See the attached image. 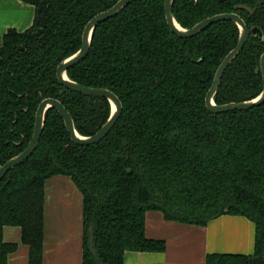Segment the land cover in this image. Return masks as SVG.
<instances>
[{
  "label": "trees",
  "instance_id": "1",
  "mask_svg": "<svg viewBox=\"0 0 264 264\" xmlns=\"http://www.w3.org/2000/svg\"><path fill=\"white\" fill-rule=\"evenodd\" d=\"M20 1L35 7V20L23 33L8 31L0 47V166L28 147L45 99L59 100L84 137L112 114L107 99L61 85L57 68L81 49L88 22L120 0ZM164 3L134 1L99 24L88 56L67 72L82 86L116 94L121 117L104 140L79 146L59 113L47 111L36 151L0 182V264L17 250L4 242L5 227H20L30 264H42L45 183L55 176L70 177L84 198L83 264H124L127 252H165V241L145 235L150 211L201 227L224 215L245 217L255 225L254 254H210L206 264H264V105L213 114L205 102L238 44L239 27L222 21L182 39L171 32ZM232 13L249 37L223 75L214 97L219 106L263 91L264 0L173 3L184 29Z\"/></svg>",
  "mask_w": 264,
  "mask_h": 264
},
{
  "label": "crops",
  "instance_id": "2",
  "mask_svg": "<svg viewBox=\"0 0 264 264\" xmlns=\"http://www.w3.org/2000/svg\"><path fill=\"white\" fill-rule=\"evenodd\" d=\"M35 20V7L20 0H0V47L10 30L23 33ZM84 198L70 177L45 183L42 264H83ZM145 235L163 240V253L127 252L124 264H206L210 254L253 255L255 225L242 216H221L206 226L167 221L161 212L146 214ZM3 240L16 244L8 264H30V247L20 227H5Z\"/></svg>",
  "mask_w": 264,
  "mask_h": 264
},
{
  "label": "water",
  "instance_id": "3",
  "mask_svg": "<svg viewBox=\"0 0 264 264\" xmlns=\"http://www.w3.org/2000/svg\"><path fill=\"white\" fill-rule=\"evenodd\" d=\"M138 0H120L114 7L111 9L102 12L96 15L93 19H91L86 25L83 36H82V47L81 49L72 55L71 57L65 59L61 62L57 68V78L61 85L66 87L67 89L76 92L78 94L88 96V97H101L107 99L112 106V114L107 123L93 136L84 137L81 136L75 129L74 121L71 114L67 111L64 105L57 99L49 98L45 99L41 102L38 107L35 119V128L33 137L28 145V147L19 155L9 160L3 166H0V182L4 179V177L10 172L12 169L24 164L36 151L45 125V116L47 111L54 109L59 115L62 117L65 127L71 137L73 143L79 146H93L104 140L112 129L117 124L118 120L122 114V103L116 94L107 89L102 88H89L82 86L72 80L67 76V72L69 69L77 66L81 62H83L89 54L91 48V42L93 38L94 30L101 23L108 21L114 16L118 15L121 11H123L129 4ZM165 6V15L167 24L173 34L182 39H191L197 36L199 33L203 32L209 26L222 22V21H232L237 24L240 30V37L237 46L234 50H232L223 60L214 77V81L212 87L208 91L206 95V107L213 114H223L232 111H248L253 108H258L264 105V88L262 93L255 99L241 102V103H230L225 105H216L214 101V97L217 94L221 80L227 68L234 62V60L239 56L242 52L248 37L249 31L244 22V20L235 13L232 14H219L213 17H210L194 27L190 29L182 28L177 21L175 20L173 14V3L174 0H164ZM237 9L246 10L250 13H253V10L247 6L240 5L236 7ZM254 36L263 37L262 31L259 28L253 29ZM260 68L264 82V54L261 56L260 60Z\"/></svg>",
  "mask_w": 264,
  "mask_h": 264
}]
</instances>
